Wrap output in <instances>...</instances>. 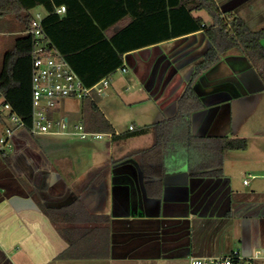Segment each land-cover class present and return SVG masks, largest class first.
Masks as SVG:
<instances>
[{"label":"crops","instance_id":"0c3cea01","mask_svg":"<svg viewBox=\"0 0 264 264\" xmlns=\"http://www.w3.org/2000/svg\"><path fill=\"white\" fill-rule=\"evenodd\" d=\"M215 2L250 29L264 27V0ZM53 5L65 7L55 11L59 19L50 25L55 48L83 76L95 77L109 66L101 32L108 38L130 21L124 15L125 0H56ZM132 6L149 14L141 13L139 22L123 32L124 38L134 37L123 42L132 47L106 76L112 93L138 106L134 120L141 126L175 115L194 65L211 42L203 30L167 37L173 26L166 14L157 16V0H136ZM192 14L212 23L204 10ZM114 19L119 21L109 23ZM193 88L203 106L191 113V134L245 137L247 146L225 152L220 176L192 175L184 152L166 151L159 195L148 193L137 153L154 143L153 132L112 141L110 132L100 131L108 136L100 142L107 155L78 170L80 158L74 161L57 143L32 142L25 130H16L10 138L12 153L6 151L8 161L0 155V264H190L193 257L226 255L235 248L246 257L264 247V84L236 48L220 55ZM67 98L58 100L50 116L68 121L70 115L60 111ZM100 113L115 133L124 132ZM89 114L82 101L73 123H83ZM5 123L0 122V130ZM145 139L129 152V141ZM182 172H187L186 182ZM75 198L87 213L84 219H54L48 213ZM252 264H264V257Z\"/></svg>","mask_w":264,"mask_h":264},{"label":"trees","instance_id":"16d2710c","mask_svg":"<svg viewBox=\"0 0 264 264\" xmlns=\"http://www.w3.org/2000/svg\"><path fill=\"white\" fill-rule=\"evenodd\" d=\"M91 1L94 4L100 0ZM135 1L125 0L126 9L124 10L125 14H123L131 16L127 24L108 38L101 32L102 37L99 42L102 47L106 44L109 48L106 54H103L108 58L109 66L90 79L83 76L81 71L73 68L84 84L91 85L92 82H97L122 64V53L128 47H132L124 45L123 42L134 39L133 36L124 38L123 32L132 28L141 19L142 12H135V9L133 11L132 4H135ZM147 2L148 0H145V3ZM54 3H56V0H0V28L6 21L7 24L12 22L6 20L7 15H12L15 20L12 27L20 31L14 38L12 45L4 51L1 59L0 122L5 123V112L2 109L4 103H9L12 111L26 125L31 122L32 39L31 35L25 33V31L30 27L33 17L30 9L41 5L47 12L42 20V28L46 37L50 39V25L53 21L59 19L58 13L54 11ZM157 3V16L161 18L162 14H166V18H170L173 26V33L167 37L203 30L211 42V46L205 51L202 60L194 65L191 77L177 100L175 115L155 123L144 124L127 129L124 132L115 133L109 122L97 110L93 98H81L83 112H90L82 123L87 130L110 132L112 141L148 132L154 133V143L150 147L137 152L142 162L145 186L151 195H159V178L164 171L162 159L166 151L179 150L184 152L187 160V170L192 175L220 176L225 152L230 149H244L247 146L245 137L228 135L200 137L191 134V113L203 106L201 98L193 88V82L200 74L211 68L218 61L220 55L231 49L239 48L255 68L259 79L264 84V47L261 44V40L264 38V27L258 30L250 29L238 15L222 12L215 0H157ZM198 10H204L212 19V23L207 25L200 16L192 14L193 11ZM89 12L93 13L94 11ZM98 13H101L100 9H98ZM143 13L144 16L149 14L147 10ZM123 14H119L118 17ZM135 14L136 18L133 19ZM118 21L119 19H114L109 23L114 24ZM51 43L55 46L52 40ZM61 54L71 64L69 56ZM0 155L8 161V154L0 150ZM48 209H50L48 213L54 219L59 216L64 217V219L69 217L71 219H84L87 214L79 198H75L70 204Z\"/></svg>","mask_w":264,"mask_h":264},{"label":"built area","instance_id":"2783aa9c","mask_svg":"<svg viewBox=\"0 0 264 264\" xmlns=\"http://www.w3.org/2000/svg\"><path fill=\"white\" fill-rule=\"evenodd\" d=\"M63 5L54 7V11L64 10ZM44 15L35 12L31 19L30 27L25 31L32 39V69H31V122L26 125L24 121L12 111L9 103H4L2 109L5 112L6 123L3 126V135L0 136V150L7 154L5 146L10 147V138L18 129L26 130L32 135L41 134H71L80 139L92 137L101 138L104 133L90 131L84 128L82 122L73 123L68 127L66 118H54L50 111L63 97H95L105 94L109 86V77L104 76L97 82L86 85L80 76L72 68L71 64L52 45L46 37L42 20ZM122 71L126 68L122 67ZM133 128L130 126V129ZM245 180L244 182H246ZM264 257V247L255 248L249 256H243L238 248L229 254L191 258L190 264H252L253 259Z\"/></svg>","mask_w":264,"mask_h":264},{"label":"rangeland","instance_id":"374dc122","mask_svg":"<svg viewBox=\"0 0 264 264\" xmlns=\"http://www.w3.org/2000/svg\"><path fill=\"white\" fill-rule=\"evenodd\" d=\"M45 11V8L41 5H37L30 9V13L32 15H34L35 12H40L41 14H44ZM6 20H11L12 22L7 24L6 21V23H4L0 28V64L4 51L12 45L14 38L20 32L12 27L15 23V20L13 19L12 15H7ZM116 74L117 72L114 74V76ZM81 103V99L76 97H69L61 102L60 111L65 113L66 115H70L67 122L68 127L72 126L74 120L78 118L76 114H78L80 110ZM96 107L98 111H102L106 115H109L111 119H114L116 126L120 131H126L128 129V125L130 124H136L138 126L137 122L134 120L136 118L135 112L136 109L138 110V106H136L135 104H126V102H124L121 97H119L115 92L112 93L111 88L106 89L105 96H99L98 98H96ZM2 131L3 128L2 130H0V136L3 135ZM24 132L28 134V137L31 139L32 142H38L43 144V142L51 141L53 143H57L61 151L64 150L68 152L74 161L80 158L81 166H78V170H80V168H85L86 165L88 166L91 162H94L97 159H102L103 155L106 154L105 145L100 144L101 141H106L108 139V136L106 135L103 136V139H94L92 137H88L87 139H80L78 136L75 135L42 134L32 136L26 130ZM136 136L137 135L132 137ZM146 140L147 139H145V141L143 142L129 141L127 145L129 152L136 149V144H143L144 142H146ZM61 143H63L64 146H62ZM50 147L53 146L50 145ZM5 150L10 154L12 153L11 147L5 146ZM62 160L65 159L62 158ZM62 165L65 166V163H62Z\"/></svg>","mask_w":264,"mask_h":264},{"label":"water","instance_id":"95a60500","mask_svg":"<svg viewBox=\"0 0 264 264\" xmlns=\"http://www.w3.org/2000/svg\"><path fill=\"white\" fill-rule=\"evenodd\" d=\"M171 161L174 163V162H176V158H175V156L174 155H172L171 156ZM181 171H183V168L182 169H180V172ZM182 175L184 176V179L182 180L183 182H186V180H187V172H182ZM143 177V176H142ZM148 233V232H147ZM149 233H151V232H149Z\"/></svg>","mask_w":264,"mask_h":264}]
</instances>
